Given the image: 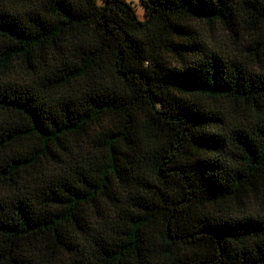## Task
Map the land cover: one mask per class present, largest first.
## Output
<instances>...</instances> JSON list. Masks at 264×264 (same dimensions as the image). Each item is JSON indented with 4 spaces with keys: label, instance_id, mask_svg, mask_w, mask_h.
Segmentation results:
<instances>
[{
    "label": "trees",
    "instance_id": "16d2710c",
    "mask_svg": "<svg viewBox=\"0 0 264 264\" xmlns=\"http://www.w3.org/2000/svg\"><path fill=\"white\" fill-rule=\"evenodd\" d=\"M140 1L0 0V264H264V0Z\"/></svg>",
    "mask_w": 264,
    "mask_h": 264
},
{
    "label": "rangeland",
    "instance_id": "374dc122",
    "mask_svg": "<svg viewBox=\"0 0 264 264\" xmlns=\"http://www.w3.org/2000/svg\"><path fill=\"white\" fill-rule=\"evenodd\" d=\"M133 8L137 18L146 20L143 3L140 0H124ZM191 27L202 36L209 48H220L232 51L234 43L219 28L204 24V22H191Z\"/></svg>",
    "mask_w": 264,
    "mask_h": 264
}]
</instances>
